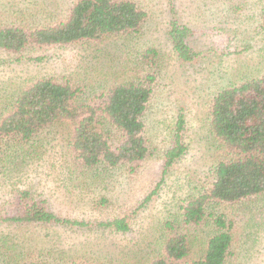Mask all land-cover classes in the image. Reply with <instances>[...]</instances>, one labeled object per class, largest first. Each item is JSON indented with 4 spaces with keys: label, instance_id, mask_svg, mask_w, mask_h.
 Returning <instances> with one entry per match:
<instances>
[{
    "label": "rangeland",
    "instance_id": "rangeland-1",
    "mask_svg": "<svg viewBox=\"0 0 264 264\" xmlns=\"http://www.w3.org/2000/svg\"><path fill=\"white\" fill-rule=\"evenodd\" d=\"M75 1L0 0V21L13 19L14 14L19 21L29 19L32 23L62 19ZM135 1L146 5L149 11L139 34L101 42L29 47L17 53L0 50V116L20 88L39 78L69 82L75 89L78 87L79 99L97 101L111 83L127 78L124 68L136 52L153 46L162 63L144 116L143 134L151 155L131 175L119 166L104 177L99 184L103 186L100 195L109 198L112 202L109 207L91 209L87 199H92L94 193L80 198L79 189L68 180V129L64 123L44 129L41 154L36 158L20 164L16 160L7 164V159L0 166V215L8 209L7 200L15 190L28 189L34 196L47 199L57 214L79 220H100L121 213L128 218L131 230L122 235L58 225L0 223V235H5L12 247L11 264H20L29 254L38 258L48 256L54 264L56 256L72 253L104 256L122 248L125 254L129 248L137 251V245L144 247L148 240L155 242L154 238L162 233L161 223L178 211L182 199L210 181L207 173L213 163V142L207 130V110L212 94L225 84L258 75L264 69V56H261L264 0ZM173 14L195 31L194 47L201 53L191 64L178 61L168 40V23ZM234 49L237 52H230ZM34 57L40 59L32 60ZM180 112L184 116L183 138L187 150L166 173L157 192L139 208L161 179L162 154ZM220 207L228 218L237 220L232 230L234 255L230 264H264V198ZM198 245L200 241L196 240L193 252ZM151 246L158 248L155 243Z\"/></svg>",
    "mask_w": 264,
    "mask_h": 264
},
{
    "label": "trees",
    "instance_id": "trees-1",
    "mask_svg": "<svg viewBox=\"0 0 264 264\" xmlns=\"http://www.w3.org/2000/svg\"><path fill=\"white\" fill-rule=\"evenodd\" d=\"M14 15L13 19L0 21V50L17 53L29 47L101 42L139 34L149 11L135 0H76L65 10L62 19L32 23L29 19L19 21ZM194 35V29L173 14L167 37L176 58L183 64L195 62L201 53L194 47ZM161 65L155 47L136 52L124 68L127 78L111 83L97 101L79 99L77 86L78 90L69 82H57L53 78H39L20 88L0 116V166L7 159V164L11 160L20 164L36 158L41 154L44 129L64 123L68 129V180L79 189L80 198L94 193L92 199H87L91 209L109 207L112 202L100 195L103 186L99 184L104 177L119 166L131 175L151 155L143 134L144 116ZM207 115V130L213 142V163L207 173L210 181L182 199L178 211L161 223L162 233L154 238L155 242L148 240L145 248L137 245L138 253L129 248L124 254L118 248L104 256L59 255L54 259L55 264H230L234 255L232 230L237 220L228 218L220 206L264 198V69L258 75L214 91ZM183 126L184 116L180 112L162 154L161 179L139 208L157 192L166 173L185 154ZM7 205L0 223L58 225L122 235L131 230L128 218L121 213L100 220H79L57 214L47 199L34 196L28 189L15 190ZM6 240L1 234L0 264H11L12 247ZM196 240L200 245L193 252ZM154 243L157 249L151 248ZM33 255L29 254L20 264H54L48 256H41L42 259Z\"/></svg>",
    "mask_w": 264,
    "mask_h": 264
}]
</instances>
